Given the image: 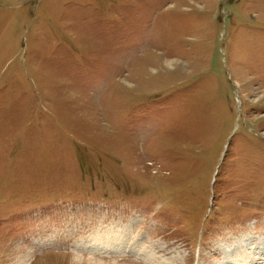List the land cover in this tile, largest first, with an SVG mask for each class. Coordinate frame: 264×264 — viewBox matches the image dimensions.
Instances as JSON below:
<instances>
[{
  "label": "rangeland",
  "instance_id": "rangeland-1",
  "mask_svg": "<svg viewBox=\"0 0 264 264\" xmlns=\"http://www.w3.org/2000/svg\"><path fill=\"white\" fill-rule=\"evenodd\" d=\"M116 231L152 258L87 250ZM246 240L264 0H0V264H222Z\"/></svg>",
  "mask_w": 264,
  "mask_h": 264
},
{
  "label": "bare ground",
  "instance_id": "bare-ground-1",
  "mask_svg": "<svg viewBox=\"0 0 264 264\" xmlns=\"http://www.w3.org/2000/svg\"><path fill=\"white\" fill-rule=\"evenodd\" d=\"M87 246L91 254L111 255V256H130L142 261H149L152 257L145 258V251L142 245L135 241L129 242L131 237L127 232L116 231V233H106L104 236L96 237ZM96 263V262H95ZM222 264H264V244L257 248H248L246 244L238 245V251L233 254H225Z\"/></svg>",
  "mask_w": 264,
  "mask_h": 264
}]
</instances>
